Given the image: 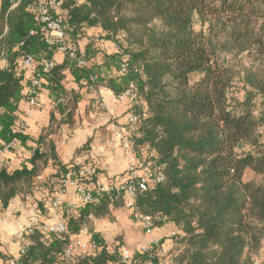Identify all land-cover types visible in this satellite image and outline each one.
Wrapping results in <instances>:
<instances>
[{
	"label": "trees",
	"instance_id": "trees-1",
	"mask_svg": "<svg viewBox=\"0 0 264 264\" xmlns=\"http://www.w3.org/2000/svg\"><path fill=\"white\" fill-rule=\"evenodd\" d=\"M37 2L2 1L0 24L7 22L8 32L0 55L8 64L0 69V148L29 141L26 131H17L24 122L20 105L28 103L25 91L36 78L42 81L38 98L48 82L45 89L68 122L81 95L67 96L63 72L81 87L101 84L117 97L133 85L139 105L130 112L141 119L135 147L166 177L138 192L136 206L156 229L170 224L177 231L173 264H264V0H67L60 17L69 43L79 46L86 29L101 28L119 47L105 55L104 70L78 67L67 56L65 64L55 63L57 50L40 32ZM80 53L87 62L94 55L91 45ZM244 56L248 93L238 100L235 70ZM26 57L38 65L29 81L21 66ZM44 61L54 62L48 73ZM34 143L33 156L20 169L0 170V215L50 162L58 163L53 143L48 149L44 137ZM81 167L59 166L57 190L69 171ZM249 170L261 183L245 181ZM125 200L97 197L67 215V233L28 236L19 264H159L157 249L135 250L123 263L121 241L109 245L92 227V217L110 218L111 207L123 208ZM83 237L98 244L99 254L78 249L66 261L68 246ZM13 257H2L3 264Z\"/></svg>",
	"mask_w": 264,
	"mask_h": 264
},
{
	"label": "crops",
	"instance_id": "crops-1",
	"mask_svg": "<svg viewBox=\"0 0 264 264\" xmlns=\"http://www.w3.org/2000/svg\"><path fill=\"white\" fill-rule=\"evenodd\" d=\"M2 1L0 0V14ZM15 7L16 5L13 8ZM1 32L0 40L8 32L7 22L4 27L0 24ZM104 37L105 33L101 28H91L85 30L84 36L78 42L83 54L87 53L88 46L91 45L94 55L89 57L90 69L91 67L103 69L105 55L117 53L119 49L115 42ZM3 57L0 55V69L5 67ZM54 60L61 66L65 64L66 57L56 53ZM63 74L65 76L63 86L68 93L67 96L71 98L70 93L73 91L81 95L70 121L68 122L65 115L56 109L49 90L45 89L48 86V82L45 81L46 86L35 107L32 108L26 101L20 105L21 117L26 123L25 135L29 137L26 146L16 144L13 147L14 151L0 154V170L6 169L12 173L20 169L22 163L31 159L35 150L34 142L44 137L47 149L50 143L54 144L58 159V163L50 162L43 169L40 175L42 181H37L34 186L26 185L12 200L9 208L2 212L4 223L0 224V264H3L2 257L16 256L21 246L28 243V237L24 239L20 237L24 227L68 219L70 209L78 207V198L73 189H69L67 195L62 198V206L59 209L52 207L50 197H54L53 192L57 190L59 175L62 174L59 166L69 169L95 165L96 176L95 180L88 184L90 189L112 182L120 183L126 177L128 160L115 139V134L118 130L125 129L131 111L130 105L120 101L101 84L81 87L74 82L68 71ZM32 78L33 71H26L25 80L29 81ZM111 210L110 218L92 217V227L109 245L114 246L120 240L123 250H129L131 253L138 250L145 242L141 225L132 218L130 211L125 207L115 210L111 207ZM174 231L173 226L168 224L157 228L155 232L156 237L161 240V250L169 257L176 248V243L171 237Z\"/></svg>",
	"mask_w": 264,
	"mask_h": 264
},
{
	"label": "built area",
	"instance_id": "built-area-1",
	"mask_svg": "<svg viewBox=\"0 0 264 264\" xmlns=\"http://www.w3.org/2000/svg\"><path fill=\"white\" fill-rule=\"evenodd\" d=\"M66 1L67 0H38L36 6L39 13L40 32L46 36V42L49 47H55L57 53H61L70 59L76 60L78 67H86L88 62L84 59V55L80 53L79 46L74 43H69L66 38V31L62 18L60 17V13ZM2 59L5 66H7L8 63L6 58L3 57ZM21 66L27 71H35L38 67L37 63L31 57L24 58L21 62ZM54 66V62L52 61H44V63H42L45 73L52 70ZM123 71H125V66H123ZM92 80L96 81L97 76L93 77ZM41 88L42 81L36 78L33 80L31 87L26 89L25 95L28 97V104L31 107L37 105V98ZM231 89L233 91L236 89V83H232ZM118 98L120 101L128 103L130 107L139 105L138 93L133 85L122 95L118 96ZM140 123V117L130 112L125 129L118 130L115 134V139L119 142L128 160V169L123 181L120 183L112 182L107 185L98 186L95 189H90L88 188V184L96 176L95 165L81 167L77 172L69 171L61 180L60 187L54 194L52 207L54 209H59L62 206V198L67 195L69 189L75 191L78 198V207L93 203L97 197H102L104 195L114 197L115 200H118L123 195V197H126L125 209L130 211L132 218L141 225L144 231L145 242L139 247L140 253L147 254L157 249V256L160 258L159 264H173V259L164 254L161 250V240L155 235L156 225L154 219L141 214L136 206V196L138 192L148 191L166 180L164 172L154 167L147 155H143V159L140 158L139 150L135 147L133 140L134 136L139 135L138 128ZM25 131L26 123L24 121L19 125L17 132L24 133ZM16 144V141L7 145L4 144L3 147L0 148V154L10 151ZM38 181H42L41 176L38 177ZM78 207L71 208V214L74 213ZM2 223H4V221L0 215V224ZM67 224L68 219H61L52 223L29 225L21 230L20 237L24 239L33 235L35 232L63 235L67 233ZM83 232L84 236L88 235L87 228H85ZM176 234L177 231L172 232L171 237H174ZM25 248V245H22L18 254L10 259L8 264H19L21 256L25 253ZM78 249L94 256L98 255L100 252L98 244L83 237L74 240L68 246L65 252L66 261H69ZM131 258V252L129 250H123L122 262L128 263L131 261Z\"/></svg>",
	"mask_w": 264,
	"mask_h": 264
},
{
	"label": "rangeland",
	"instance_id": "rangeland-1",
	"mask_svg": "<svg viewBox=\"0 0 264 264\" xmlns=\"http://www.w3.org/2000/svg\"><path fill=\"white\" fill-rule=\"evenodd\" d=\"M246 56H244L241 60L239 61H243V66L241 64H237L236 66V70L235 73L238 75L237 79L235 80L240 86V88L238 87V89L233 93L234 96L236 97V99L238 100H243L246 96H247V91L246 89L243 88V83H242V79L244 77V70L245 67H248V62H246L248 59L245 58ZM234 60V59H233ZM236 61V60H234ZM245 181L246 182H255L257 184L261 183V177L256 176L252 171H248L245 175Z\"/></svg>",
	"mask_w": 264,
	"mask_h": 264
}]
</instances>
